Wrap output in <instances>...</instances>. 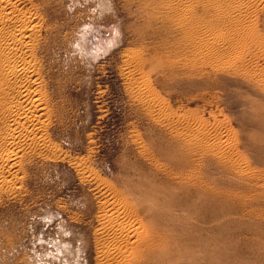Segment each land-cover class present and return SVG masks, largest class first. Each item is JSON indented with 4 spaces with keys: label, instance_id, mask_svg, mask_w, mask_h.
I'll list each match as a JSON object with an SVG mask.
<instances>
[{
    "label": "rangeland",
    "instance_id": "obj_1",
    "mask_svg": "<svg viewBox=\"0 0 264 264\" xmlns=\"http://www.w3.org/2000/svg\"><path fill=\"white\" fill-rule=\"evenodd\" d=\"M17 4L27 7L37 21L31 37L38 45L31 60L42 72L47 100L38 132L43 140L37 150L17 157L14 188L0 191V264H100L93 238L104 185L120 188L126 177L145 170L156 148L172 139V126L185 120L197 124L205 119L210 137L215 129L223 131L222 138L234 134L240 140L231 139L236 150L264 171L245 146L250 134L264 133L253 118L255 103L264 104L262 12L257 22L262 45L236 44L248 67L256 68L251 75L234 71L240 61L229 48L222 51L230 52L233 60L218 69L196 61L187 45L192 32L181 28L177 15L165 36L175 49L164 56L175 65L163 74L147 72L144 66L143 74L138 60L147 57V46L160 38L143 32L140 1ZM255 50L259 57L247 55ZM142 74L158 101L142 103ZM257 207L264 211L262 203ZM240 216L235 210L228 215L225 264H264V216Z\"/></svg>",
    "mask_w": 264,
    "mask_h": 264
},
{
    "label": "bare ground",
    "instance_id": "obj_2",
    "mask_svg": "<svg viewBox=\"0 0 264 264\" xmlns=\"http://www.w3.org/2000/svg\"><path fill=\"white\" fill-rule=\"evenodd\" d=\"M137 1L144 10L143 32L160 38L147 46L148 56L138 60L143 74L149 70L163 74L175 65L164 56L175 49L165 36L177 20L192 32L187 45L196 61L218 69L234 56L240 61L232 67L235 72L254 73L256 68L248 67L245 54L236 46L247 42L258 49L262 45L257 22L261 12L264 16V0ZM19 5L17 0H0V191L14 186L17 157L37 150L43 140L38 132L47 99L42 72L31 60L38 45L31 37L37 21L33 22L26 6ZM223 48L232 50L228 52L232 56ZM256 50L247 55L257 57ZM143 74L138 82L141 101L154 103L158 95ZM163 80L156 78L162 85ZM261 87L264 93L263 83ZM255 107L253 118L264 128V104ZM188 121H178L177 127L172 124V139L156 148L145 170L126 177L120 188L104 185L93 238L100 264H225L228 215L235 210L242 220L264 216L257 207L264 205V171L236 150L234 134L222 138V130L215 129L210 137L206 123ZM245 146L255 153L252 161L264 165V133L250 134Z\"/></svg>",
    "mask_w": 264,
    "mask_h": 264
}]
</instances>
